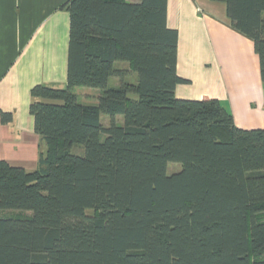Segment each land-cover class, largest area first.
Wrapping results in <instances>:
<instances>
[{
  "label": "trees",
  "instance_id": "trees-1",
  "mask_svg": "<svg viewBox=\"0 0 264 264\" xmlns=\"http://www.w3.org/2000/svg\"><path fill=\"white\" fill-rule=\"evenodd\" d=\"M212 1L253 40L264 82V0ZM64 8L67 87L31 92L39 168L0 160V264H264V129L239 128L216 99L177 98L168 0Z\"/></svg>",
  "mask_w": 264,
  "mask_h": 264
},
{
  "label": "crops",
  "instance_id": "crops-1",
  "mask_svg": "<svg viewBox=\"0 0 264 264\" xmlns=\"http://www.w3.org/2000/svg\"><path fill=\"white\" fill-rule=\"evenodd\" d=\"M139 2L140 0H128ZM68 0H0V160L36 171L46 146L30 113L35 86L65 89L71 17ZM177 30L182 100L220 101L241 129H264V82L254 42L234 29L223 3L168 0ZM1 113L12 115L2 123Z\"/></svg>",
  "mask_w": 264,
  "mask_h": 264
},
{
  "label": "rangeland",
  "instance_id": "rangeland-1",
  "mask_svg": "<svg viewBox=\"0 0 264 264\" xmlns=\"http://www.w3.org/2000/svg\"><path fill=\"white\" fill-rule=\"evenodd\" d=\"M121 66L125 67L126 65L125 64H121ZM135 77H136V75H135ZM135 77H133V74H131L129 76V79L132 81V80L136 79ZM114 80H115V78H113L111 80V85L115 84ZM76 93L78 94L81 102L82 103H86V104H97V101H98L97 97L100 94L97 89H93V88H78V89H76ZM117 120L119 122H122V123L124 121L123 117L117 118ZM102 123L105 124L106 126L109 125L111 123L110 118L107 117L106 115H103L102 116ZM80 151L81 150L78 149V148L74 149L75 153H78ZM180 169H181V165L174 164V163H171L169 165V167H168V171H169L170 174L178 172Z\"/></svg>",
  "mask_w": 264,
  "mask_h": 264
}]
</instances>
